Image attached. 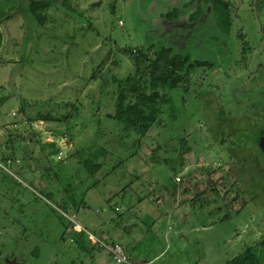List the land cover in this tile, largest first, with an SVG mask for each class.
I'll return each instance as SVG.
<instances>
[{"label":"rangeland","instance_id":"374dc122","mask_svg":"<svg viewBox=\"0 0 264 264\" xmlns=\"http://www.w3.org/2000/svg\"><path fill=\"white\" fill-rule=\"evenodd\" d=\"M25 1L0 0L2 17L12 15L1 25L0 149L6 155L14 152L16 162L25 159L29 168L24 176L0 166V264H114L106 249L85 255L68 238L60 239L61 222L68 221L59 219L54 201L29 186L31 180L50 184L53 191L74 179L82 191L89 186L82 199L87 207L71 211L75 219L70 224L93 235L97 246L110 241L131 245L124 251L134 259L223 264L246 247L264 243V162H248L243 169L245 195L253 198L247 208L240 210V198L228 208L218 201L204 206L201 200L191 202L205 188L207 168L216 171L211 174L215 180L230 169L226 151L244 154L230 144L234 139L216 117L241 116L240 101L246 106L262 97L264 74L258 66L264 68V0H225L230 3L228 34L220 31L214 10L202 0H66L49 9L42 25L27 13ZM199 8L201 13L191 19ZM173 10L178 15L168 20ZM237 36L246 39L245 56ZM151 44L216 66L212 72L198 70L189 93H172L174 119L169 121L170 112H164L161 119L168 124L137 140L107 116L114 112L111 78L133 71L122 49ZM106 56L110 64L119 61L118 66L106 64L91 79ZM21 109L27 116L61 117L69 111L72 116L64 123L29 125ZM207 112H213L215 122ZM50 141L60 152L49 156L55 167L46 175L40 144ZM152 157L170 158L172 166L181 162V170L171 175ZM165 177L174 181L168 194L159 190ZM256 253L264 264V247Z\"/></svg>","mask_w":264,"mask_h":264},{"label":"trees","instance_id":"16d2710c","mask_svg":"<svg viewBox=\"0 0 264 264\" xmlns=\"http://www.w3.org/2000/svg\"><path fill=\"white\" fill-rule=\"evenodd\" d=\"M202 1L203 3H209L211 5L216 14V19L220 23V31L228 34L231 23L229 10L230 3L225 0ZM25 2L24 8L27 13L32 16L38 25H42L48 21L47 12L49 9L60 3L65 4L66 0H26ZM15 8L18 9V6L14 5L13 9ZM200 9L201 8L195 11L194 14H191V19H193L195 15H198L199 12L201 13ZM3 12L0 11V49L3 43L1 25L4 21L6 22L12 18V15H9V12L7 13L8 15L2 17L1 14ZM177 15V11L173 10L166 15V18L170 20L177 17ZM238 39H241L242 41V54L245 56L249 52L246 39L243 37H238ZM121 52L127 55L129 61L132 63L133 71L120 79H117L116 77L111 78V83L115 89L114 112L113 114H108L107 116L118 124L123 125L125 129L132 131L136 135L135 137L137 140L144 139L148 131L152 128L163 126V123L165 125L168 124V120L161 119V115L164 112H170L169 116L171 117L169 121L174 119L173 109H175V106L173 107L174 100L172 93H189L191 91L189 86L190 81L195 77L197 71L203 68L205 71L212 72L216 66L215 63L208 60H192L189 56L175 53L171 48L160 44L156 45V47L154 44H151L148 46L142 45L133 50L122 49ZM107 57L108 56L100 62V65L96 68V72L92 75L91 79L96 77V73H98L100 67L110 64V61H107ZM118 62L113 61L110 65L115 68L118 66ZM261 73L264 74V71L262 70ZM3 100V97L0 98V102ZM181 101L182 104L185 105V102L183 100ZM259 104L264 108V92L258 101L248 102L246 108L242 109L240 117L237 115H235L232 119H226L223 116L216 117L223 127L226 126L228 128L229 131H227V137L234 139V141L230 144L233 147L236 146L240 151H243L244 154H240V156H238V154H229L228 151H226L227 156L231 159V162L228 163L230 169L225 172L223 171V175L219 178H215V180L211 177V174L216 171H209V168H207L205 170L207 177L205 188L202 192L195 194L192 197L191 202L194 200H201V205L204 206L210 202L218 201V205L220 207L228 208L230 205L231 207L234 206L235 201L240 198L242 200L239 204L240 210L247 208L248 202H250L253 198H248L247 195H245V189L248 188V184H245L247 181V175H245V173L243 175V169L248 162H264V156L256 144V138L264 124V112L260 110ZM21 112L26 117L25 120L29 123V125H32L35 122L64 123L72 116L71 111H69L67 115L61 117L52 115L51 113H37L34 116H27L23 109L20 110V113ZM210 113L207 112V119H212L210 121L215 122L214 116L212 115L213 112L212 114ZM248 113L251 114L249 115ZM209 115H211V118H208ZM237 119H240V127H235ZM34 143L39 144V140L35 138ZM253 148H256L258 151H255L256 157H251ZM158 150L159 146H157L154 151ZM40 152L41 157H43L48 164V167L44 169V173L46 175H52L55 166L51 164L49 156L51 154H59V145L55 141L42 143L40 144ZM3 153L4 150L0 149V166L3 167L1 170L6 169L7 172H10V170L13 169L14 174L20 173L25 176V173L29 170L26 166L28 162H24L25 159H22L23 162H16L14 152L13 154L11 152V154L7 155ZM245 153L250 154L245 155ZM61 160L62 159L57 160V163L60 164L61 162L59 161ZM171 162H173V160L170 158L157 160L152 157V163H154V165H159V167H169L168 169L172 170L171 175H176V172L181 170V162H179L176 166H172ZM98 167L99 165L95 168L90 166V169L96 170ZM88 171L91 172L89 169ZM231 175L234 179H236V182L240 183V187L232 181ZM54 177L56 180L61 182V179L58 176L54 175ZM58 181L54 182L53 185L57 186L56 184ZM164 181L165 183L160 186L161 189L159 187V190H164L166 193L172 192V185L174 184L172 177H167ZM29 183V186L32 188L35 187L34 190L39 192L43 198L46 200H52L56 203V207L59 210L58 217L61 221L63 218L68 221L67 224H63L61 222V240L68 238L70 243L75 245L76 249L79 252L85 253V255L95 253V250L106 249L109 257L114 262L112 254L106 246L112 247L119 243L115 241H108L109 243H104L103 246H97L96 243L93 244L89 238V236L93 237V235L85 233V230H83L78 224H70L71 222L74 223L75 219V217L71 214V211L78 212L79 209L87 207L82 199L86 191L89 189V186L87 187L88 189L85 188L84 191H82L81 189L83 186L80 182L76 183L74 179L72 180V183H63L60 186H57V189L53 191L50 184H46V186L38 185V183H35L34 180H31ZM184 191L187 192L188 190ZM138 200L141 201L143 198H139ZM68 211L70 214H68ZM115 211L117 212L118 210L116 209ZM236 213H238V211H236ZM67 225L71 228L67 233H65V230L68 228ZM76 225H78L81 229H78V231L75 230L74 227ZM126 228L127 226H124L120 229L125 232ZM130 246L131 245H127L126 248H124V246L122 247V251L129 264H153V261H151L152 259L145 257V260L141 262H132L131 254L129 252L125 253L124 251ZM259 247H264L263 240L253 246L246 247L240 254L232 257L223 264H263L259 255L256 253V250ZM114 264L116 263L114 262Z\"/></svg>","mask_w":264,"mask_h":264},{"label":"built area","instance_id":"2783aa9c","mask_svg":"<svg viewBox=\"0 0 264 264\" xmlns=\"http://www.w3.org/2000/svg\"><path fill=\"white\" fill-rule=\"evenodd\" d=\"M119 24H121V23L119 22ZM89 238L92 241V243L96 242V240L92 236H89ZM107 249L112 254V257H113L114 262L116 264H129L128 260L126 259V256L124 255V253L122 251L121 245L116 244V245L112 246L111 248H107ZM141 264H143V263H141Z\"/></svg>","mask_w":264,"mask_h":264},{"label":"water","instance_id":"95a60500","mask_svg":"<svg viewBox=\"0 0 264 264\" xmlns=\"http://www.w3.org/2000/svg\"><path fill=\"white\" fill-rule=\"evenodd\" d=\"M256 144L264 156V128L256 138Z\"/></svg>","mask_w":264,"mask_h":264},{"label":"flooded vegetation","instance_id":"af4514ba","mask_svg":"<svg viewBox=\"0 0 264 264\" xmlns=\"http://www.w3.org/2000/svg\"><path fill=\"white\" fill-rule=\"evenodd\" d=\"M259 67V69H262V70H264V68H263V66H258ZM258 73H260V72H258ZM246 98H248V97H246ZM250 98V97H249ZM258 101V100H257ZM240 103H242L243 105V108H246V106H247V104H246V106H245V103H246V101H240ZM223 109H225L224 107H222ZM242 108V109H243ZM242 109H241V112H242ZM238 117H240V116H238ZM263 128H264V124H263V126H262V128H261V130H260V132L263 130ZM260 132H259V134H260ZM258 134V135H259Z\"/></svg>","mask_w":264,"mask_h":264},{"label":"crops","instance_id":"0c3cea01","mask_svg":"<svg viewBox=\"0 0 264 264\" xmlns=\"http://www.w3.org/2000/svg\"><path fill=\"white\" fill-rule=\"evenodd\" d=\"M3 35V34H2ZM135 259H138L137 261L135 260ZM132 258L131 260H132V262H141V261H143V260H145L144 259V257L143 258ZM155 260H156V258H154V259H152L151 261H153L152 263L154 264L155 263ZM151 264V263H150Z\"/></svg>","mask_w":264,"mask_h":264}]
</instances>
